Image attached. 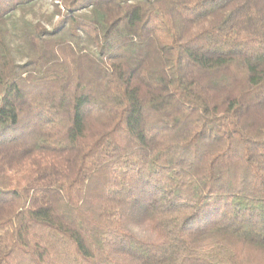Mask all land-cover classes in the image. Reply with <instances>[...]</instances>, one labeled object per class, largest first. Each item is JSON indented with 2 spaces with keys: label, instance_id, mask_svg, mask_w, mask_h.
Instances as JSON below:
<instances>
[{
  "label": "trees",
  "instance_id": "1",
  "mask_svg": "<svg viewBox=\"0 0 264 264\" xmlns=\"http://www.w3.org/2000/svg\"><path fill=\"white\" fill-rule=\"evenodd\" d=\"M42 1L0 0V264H264V0Z\"/></svg>",
  "mask_w": 264,
  "mask_h": 264
},
{
  "label": "rangeland",
  "instance_id": "2",
  "mask_svg": "<svg viewBox=\"0 0 264 264\" xmlns=\"http://www.w3.org/2000/svg\"><path fill=\"white\" fill-rule=\"evenodd\" d=\"M53 13V6L50 1H42L36 4V6L33 8L32 11L28 10L26 14L27 20H33V21H41L45 24L47 23V18L50 17V15ZM19 17V13L16 15V18ZM56 18L54 19V21ZM48 27L51 26L48 24ZM15 56L18 60L20 59V56L15 53ZM22 61V60H21Z\"/></svg>",
  "mask_w": 264,
  "mask_h": 264
}]
</instances>
